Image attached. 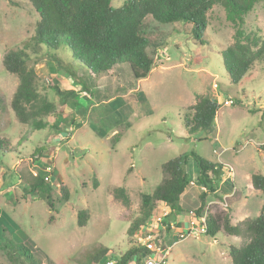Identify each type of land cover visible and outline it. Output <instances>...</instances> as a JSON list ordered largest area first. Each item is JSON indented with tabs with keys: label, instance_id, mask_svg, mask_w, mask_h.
Wrapping results in <instances>:
<instances>
[{
	"label": "rangeland",
	"instance_id": "rangeland-1",
	"mask_svg": "<svg viewBox=\"0 0 264 264\" xmlns=\"http://www.w3.org/2000/svg\"><path fill=\"white\" fill-rule=\"evenodd\" d=\"M124 2L111 0V5ZM243 18L246 33L264 38V0ZM39 19L30 0H0V138L6 148L0 153V233L4 229L25 243L40 264H90L100 251L103 258L122 255L160 226L158 203L146 225L128 234L140 215L142 195L165 177L162 165L191 152L224 165L218 193L208 196L201 216L223 210L232 224L242 226L264 211V193L251 180L253 173L264 174V59L240 83L230 80L221 51L234 43L236 27L222 3L208 12L204 44L191 36V24L148 16L143 31L154 68L134 88L125 65L96 75L68 47L58 53L34 50ZM17 49L29 52L37 91L55 107L42 129L19 121L11 106L19 78L5 69L3 59ZM55 84L71 90L66 104ZM199 96H209L220 108L211 131L190 132L184 118ZM227 99L235 104H225ZM184 169L189 185L181 195L178 223L174 218L173 226L170 221L152 231L159 252L166 264H233L227 247H240L244 237L224 230L216 236L185 233L200 224L195 210L203 188L193 157ZM40 174L45 182L28 194ZM119 186L127 188L130 205L114 196ZM79 212L87 214L84 226L78 224ZM6 253L0 248V264H15Z\"/></svg>",
	"mask_w": 264,
	"mask_h": 264
},
{
	"label": "trees",
	"instance_id": "trees-1",
	"mask_svg": "<svg viewBox=\"0 0 264 264\" xmlns=\"http://www.w3.org/2000/svg\"><path fill=\"white\" fill-rule=\"evenodd\" d=\"M30 1L40 17L34 36V50L45 48L46 52L58 53L60 49L68 47L72 57L96 75L114 72L116 68L125 65L131 74L129 85L132 88L137 80L147 78L154 68V60L147 51L150 40L143 31L144 20L148 16L161 23L191 24V36L197 43L204 44L208 12L215 4L222 3L227 19L236 27L234 43L221 51L230 80L235 84L240 83L252 66L264 59V38L253 32L246 33L243 29V16L262 0H125L124 4L117 8L111 5V0ZM29 59L27 50H12L5 54L3 65L8 72L16 74L19 78V85L11 101L18 120L32 123V126L42 129L46 126L43 118L55 112V107L38 93L35 69L27 66ZM53 87L61 95L62 104H66L71 90H61L57 84ZM1 102L0 96V106ZM232 104H235L234 101ZM219 108L220 103L216 100L209 96H199L197 101L188 107L190 113L185 116L184 123L190 132L211 131ZM55 124L53 122L52 126L56 128ZM261 148L264 149V145ZM4 149L5 142L0 138V153ZM37 151H40V148ZM190 157L197 162L198 181L203 188L199 195L200 206L195 210V214L201 216L208 196L218 193L224 165L195 152L183 153L162 165L165 177L152 193L142 195L140 215L130 224L128 234L132 235L146 225L154 215L153 209L158 203L170 212L163 221L167 225L184 211L181 195L189 185L184 165ZM251 180L254 188L264 193V174L253 173ZM44 182L43 174L38 175L37 182L28 194L33 193ZM94 182L97 187V181ZM114 196L125 205L131 204L125 186L116 187ZM47 197L49 206L54 207L49 194ZM83 214L84 212L78 214L80 226L87 223V214ZM206 225L208 236H216L224 230L230 235L246 239L240 247L233 244L227 247L233 264H264V211L256 218L246 220L241 226L231 223L227 211L216 210L208 213ZM155 229H158V226ZM0 234L4 239V242H0V248L7 252L12 262L16 264L18 259H22L29 264H40L25 243L8 237L4 229ZM104 252L100 251L92 256L90 264H98L107 259L103 258ZM149 254L147 247L137 244L118 257L117 264H141L143 258ZM116 256L117 254L111 255Z\"/></svg>",
	"mask_w": 264,
	"mask_h": 264
},
{
	"label": "built area",
	"instance_id": "built-area-1",
	"mask_svg": "<svg viewBox=\"0 0 264 264\" xmlns=\"http://www.w3.org/2000/svg\"><path fill=\"white\" fill-rule=\"evenodd\" d=\"M232 103H233L232 99H227L225 101V104H232ZM159 210H161V212L156 217V220H158V223L160 224V226L158 225V229H155V227H153L152 230H150V232L142 240L137 242V244H141L150 250V254L143 258L141 264H166V255L165 253L163 254L159 252L157 244L155 243L156 233H153L152 231L159 230L163 226H165V223H163L164 218L170 212L165 206H162ZM170 224L173 226L174 225L173 221H171ZM193 232L206 234L207 225H206L205 215L201 216L200 224L198 226L196 227L194 226V227H191L190 229H187L185 233L190 234ZM120 256L121 254H119V256H116V257H108L103 262H99L98 264H117L118 257Z\"/></svg>",
	"mask_w": 264,
	"mask_h": 264
},
{
	"label": "crops",
	"instance_id": "crops-1",
	"mask_svg": "<svg viewBox=\"0 0 264 264\" xmlns=\"http://www.w3.org/2000/svg\"><path fill=\"white\" fill-rule=\"evenodd\" d=\"M179 215L175 218V221L178 223V221H179Z\"/></svg>",
	"mask_w": 264,
	"mask_h": 264
},
{
	"label": "clouds",
	"instance_id": "clouds-1",
	"mask_svg": "<svg viewBox=\"0 0 264 264\" xmlns=\"http://www.w3.org/2000/svg\"><path fill=\"white\" fill-rule=\"evenodd\" d=\"M117 256H119V254H118ZM110 257H111V256H110Z\"/></svg>",
	"mask_w": 264,
	"mask_h": 264
}]
</instances>
